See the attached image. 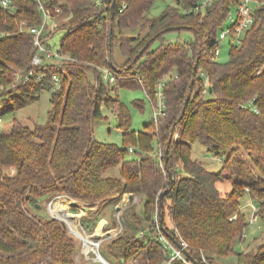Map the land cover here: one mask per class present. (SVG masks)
Here are the masks:
<instances>
[{
  "label": "trees",
  "instance_id": "16d2710c",
  "mask_svg": "<svg viewBox=\"0 0 264 264\" xmlns=\"http://www.w3.org/2000/svg\"><path fill=\"white\" fill-rule=\"evenodd\" d=\"M156 1L109 0L103 9L91 0H50V9L61 7L69 20L62 28L49 24L43 41L52 47L55 32L67 30L57 49L70 58L67 75L54 71L58 67L46 60L32 65L37 50L27 29L42 22L37 3L14 0L11 9L0 7V118L37 101L43 90L51 92L52 105L45 124L30 128L15 118L11 129L0 133V264H77L76 242L65 225L32 215L27 205L35 208L50 194L93 202L116 192L119 197L111 201L118 202L124 194L139 195L144 210L139 213L132 203L127 206L122 236L107 255L116 261L117 250L127 258L134 256L138 264H165L170 250L160 241L154 223L159 194L169 187L163 212L172 227L163 218L164 232L173 243L171 236L187 243L193 264H206L202 253L213 263L231 256L235 264H264V245L251 252L236 249L249 224L240 211L247 192L257 205L255 214L264 215V5L255 7L254 25L231 45L229 60L222 63L214 53L221 26L240 0H174L153 18L150 11ZM128 29H138L139 35L144 31L145 36H121ZM183 30L193 37L184 42L166 39L168 33ZM115 48L125 58L122 68L132 71L133 77L121 78ZM99 67L112 70L117 86L142 87L152 107L158 104L160 89L165 116L151 118L139 131L131 129L128 108L111 96L115 86L105 81ZM17 72L28 81L17 82L15 92L5 95L3 88L16 83ZM53 75L60 77L59 89ZM134 105L144 110V102ZM103 107L115 112L123 147L94 138V122L103 118ZM195 144L216 154L245 147L255 155L259 176L246 174L243 180H234L232 190L222 195L217 183L225 179L223 172L210 171L192 158ZM155 145L163 147L161 157ZM118 167L119 177L106 176ZM99 220L94 214L82 223L92 231Z\"/></svg>",
  "mask_w": 264,
  "mask_h": 264
},
{
  "label": "rangeland",
  "instance_id": "374dc122",
  "mask_svg": "<svg viewBox=\"0 0 264 264\" xmlns=\"http://www.w3.org/2000/svg\"><path fill=\"white\" fill-rule=\"evenodd\" d=\"M169 5H174V0H157L150 11V17L155 18L159 16ZM251 7H255V4H251ZM52 14L54 15L55 13L52 12ZM60 14L61 16L55 14L56 16H53V18L49 20L51 28H62L64 24L68 23L69 17L62 15V12ZM230 15L234 19L237 17L236 6L231 10ZM25 24L26 23L23 22L22 26L25 27ZM231 25L232 20L228 18L221 26V29L227 30L231 27ZM138 32V29H128L125 30L121 36H139L141 38L145 36L144 31H141L140 35L138 34ZM66 33V29H60L55 32L54 36L51 39V46L53 50H57L60 47L61 40L66 35ZM232 36L233 34L230 33L226 37V39L220 41L219 46L217 47L219 50V54L215 57L218 62L225 63L229 60L231 45L235 43L232 39ZM192 37V32L187 30H183L180 32H170L166 35L167 40L180 42L187 41ZM69 60L70 58L68 57L64 60L48 59L46 60V62L53 65L54 67H58L53 69L54 71L59 72L63 70L62 74H64L67 70L65 69V67L67 66ZM114 60L115 63L117 62L119 70H122V72H120L121 78L126 79L134 76L132 74V71L127 72L125 68H122V66L125 64V58H123V56L121 55L119 48L114 49ZM106 68L109 69L110 72H112L110 68ZM102 69H104V67H99V70ZM50 72L53 71L51 70ZM17 73L16 83L13 82L12 85L3 88L2 92L5 93V95L9 94L8 92L13 90L15 92V84H17V82L20 84L28 81V76L24 77L20 75L19 72ZM65 74L67 75L68 73L66 72ZM111 86H115L114 90L111 93V96L115 99H120L130 112L131 129L135 131L141 130L144 125H146L147 122L152 118L153 113V107L144 89L142 87H121L117 86L116 83L111 84ZM137 100L144 102L143 111L134 105V102ZM1 107L2 106H0V108ZM51 107V92H49L48 90H43L40 93V97L37 101L30 103L27 107H24L16 111L15 113H8L0 118V133L8 132L11 129L12 123L15 118L19 120L23 125L29 126L30 128H33L38 124H45L48 120ZM93 133L94 138L100 142L113 143L118 145L119 147H123L125 145L123 132L118 126L116 114L111 109H108L106 107H103V118L98 119L94 122ZM155 153H158L161 157L163 155V147L161 145H155ZM254 156L255 155H252L251 152L248 151L245 147L234 146L233 148L220 151V153L216 154L214 152L208 151L206 147L200 144H195L193 146V152L191 153V157L199 160L206 169L215 172H223L225 179L223 180V182L217 183V187L222 195L232 190V183L234 180H243V176H245L246 174L259 176V171L255 168L253 163L252 157ZM179 164L181 165V163ZM6 172L12 174L14 171L13 169H7ZM106 176L119 177V167L109 169L106 172ZM129 195L130 194L122 195L121 199L118 202L111 201L119 197L118 192L109 196H105L97 201L84 202L73 200L63 193L50 194L38 200L36 205L39 206L37 208L27 205V209L32 215L38 218L53 219L62 222L65 225L68 235L72 237L76 242L74 258L77 264H104L98 258L99 255L104 258L103 253L107 257L109 256V260L113 261L115 264H138V260L134 256H130L129 258H127L122 252H119L117 250L116 261H114L110 255H107L109 254V249L111 250L115 247L111 246V244H113L115 240L117 244L118 239L122 236L124 228L122 215L124 214L127 206L132 203L133 207L137 209L139 213H143L144 202L141 201V196L135 195L133 197V200L130 202ZM73 202L75 203L73 204ZM64 204L68 206L66 210L68 212L63 209ZM262 204H264V201L262 202ZM255 209L257 210V205L250 194H248L247 192L245 194V199L241 205L240 211L244 212L249 224L247 229L245 230L244 240L236 244V249L238 250V252H251L256 250L258 246L264 245V215L262 218L258 217L257 221L250 223L251 217L254 215V212H256L254 211ZM262 212L264 214V208H262ZM65 213L69 214L70 216L65 218ZM94 214H98L100 220L97 222L92 231L91 229L87 230L82 223V219L84 217L92 218ZM157 214L154 223L156 224V234H158L159 237L166 236V239L168 241H171L165 234L164 229L166 228L164 224L163 227L161 226L159 222L160 217ZM164 221L167 227H172L171 221L167 215V211H165L164 214ZM140 224L143 225L144 222L141 221ZM78 234L86 236L88 239L91 238L94 245H88L78 236ZM118 248L120 247L116 246V249ZM136 256L140 258V253ZM201 257L203 262H205L206 264H235L236 260L235 257L227 256L221 259H215V262L213 263L209 261L208 257L205 256V254L202 253ZM120 259L122 260V262H120Z\"/></svg>",
  "mask_w": 264,
  "mask_h": 264
},
{
  "label": "built area",
  "instance_id": "2783aa9c",
  "mask_svg": "<svg viewBox=\"0 0 264 264\" xmlns=\"http://www.w3.org/2000/svg\"><path fill=\"white\" fill-rule=\"evenodd\" d=\"M37 3L39 10L42 13L43 19L42 22L36 26L28 27L27 31L31 33L34 36V45L36 47V54L34 55L32 59V65L35 67L41 66L44 64L45 60L48 59H59L64 60L67 59L68 56L61 54L57 50H53L52 47H47L43 41V37L45 35L46 28L49 26V20L53 18L52 12L54 11L56 15H59L62 12L61 7H55L54 10H51L48 6V3L50 0H33ZM93 4L97 7L106 9L109 5V0H91ZM211 1V0H207ZM251 4H255V7H261L264 5V1L260 0H240L239 4L236 6V15L237 17L234 19L231 17L230 13L228 15V18L232 20V25L229 29L224 30L221 29L218 37V44L221 40L226 39V37L232 33V39L234 42L239 43L241 39L243 38L245 32L249 30L255 23V7H251ZM14 0H0V7L5 9H11L14 7ZM125 7V6H124ZM124 8L120 9V12L123 11ZM227 18V19H228ZM219 46V45H218ZM217 46V47H218ZM215 56L219 54L218 48L215 49ZM101 71H103V77L106 82L109 84L116 83L117 78L110 72L109 69L104 68ZM201 76L205 78L206 83L208 81V78L204 73H201ZM53 85L55 89H59L61 87V80L58 75L52 76ZM158 104L156 107H153V113L152 118L154 120H158L160 117L165 116L166 106L165 101L163 99L162 91L158 92ZM254 111L257 112L256 109ZM256 211V209L254 210ZM258 216L255 214L251 217L250 223H253L257 221ZM160 241L165 244L168 249L170 250V259L165 264H172L175 260H182L186 264H193L191 260H188L183 250L187 249V243L183 240H178L181 244L182 248H179L175 243L172 241H168L166 239V236H160Z\"/></svg>",
  "mask_w": 264,
  "mask_h": 264
},
{
  "label": "water",
  "instance_id": "95a60500",
  "mask_svg": "<svg viewBox=\"0 0 264 264\" xmlns=\"http://www.w3.org/2000/svg\"><path fill=\"white\" fill-rule=\"evenodd\" d=\"M114 9H115V2L111 5V16L113 17L114 15ZM142 53V52H141ZM141 53L137 56V57H140ZM196 68V66H195ZM195 74V73H194ZM193 83V82H192ZM192 83L190 84V87H192ZM190 93V90L189 92ZM183 113H184V110H183ZM183 113L181 115V117L183 116ZM173 133H174V127L171 129V136H170V140H169V143L171 142V139L173 137ZM164 157H165V160H166V163H167V160H168V148L165 149L164 151ZM167 165V164H166ZM169 179L171 180V175L169 174ZM169 180V185L171 184V181ZM170 190V187L164 191H162L160 194H159V205H158V216L160 217V224L161 226L163 227V218H164V212H163V199H164V196L165 194ZM133 197L134 195H129V200L130 202L133 200ZM75 202H73L74 204ZM39 205H36V208L38 207ZM164 229V228H163ZM165 231V229H164ZM171 239L174 241V243L179 247V248H182L181 244L179 243L178 240H174V237L171 236ZM183 252L185 253L186 256H188L190 258V260L192 262H195L194 259L189 255L188 251L187 250H183ZM101 257V259L105 262V264H109L107 262L106 259H104L101 255H99ZM197 264V263H195Z\"/></svg>",
  "mask_w": 264,
  "mask_h": 264
},
{
  "label": "bare ground",
  "instance_id": "6f19581e",
  "mask_svg": "<svg viewBox=\"0 0 264 264\" xmlns=\"http://www.w3.org/2000/svg\"><path fill=\"white\" fill-rule=\"evenodd\" d=\"M56 205V204H55ZM59 207V206H58ZM57 207V208H58ZM67 208H68V206H66L65 204L63 205V209L66 211L67 210ZM61 210V209H60ZM59 210V211H60ZM61 212H64V211H61ZM66 212H68V211H66ZM64 216H65V218H67L68 216H70L69 214H67V213H65L64 214ZM61 217V216H60ZM69 219V218H68ZM70 222V221H69ZM78 236L83 240V241H85L88 245H90V246H93L94 245V243H93V240L90 238V239H88L86 236H82L81 234H78ZM89 247V246H88ZM99 258V260L101 261V262H103L104 264H105V262L101 259V257L99 256L98 257Z\"/></svg>",
  "mask_w": 264,
  "mask_h": 264
},
{
  "label": "crops",
  "instance_id": "0c3cea01",
  "mask_svg": "<svg viewBox=\"0 0 264 264\" xmlns=\"http://www.w3.org/2000/svg\"><path fill=\"white\" fill-rule=\"evenodd\" d=\"M108 262V261H107ZM110 264V262H108Z\"/></svg>",
  "mask_w": 264,
  "mask_h": 264
}]
</instances>
